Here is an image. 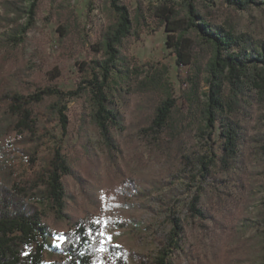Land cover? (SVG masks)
Here are the masks:
<instances>
[{"label":"trees","instance_id":"trees-1","mask_svg":"<svg viewBox=\"0 0 264 264\" xmlns=\"http://www.w3.org/2000/svg\"><path fill=\"white\" fill-rule=\"evenodd\" d=\"M37 1H2L3 61L9 59V50L24 44L34 25ZM145 1L149 4L139 2L131 13L122 0H103L110 19L89 45L90 58L77 64L79 81L74 91L63 93L45 86L34 79V70L27 65L0 76V264L101 261L100 224L67 213L64 179L73 175V161L60 147L50 145L52 128H67L65 102L70 97L84 98L88 124L111 153L117 150L116 134L125 129L121 110L141 92L154 97L149 129L161 136L165 148H180L195 130L213 140L210 154L202 156L197 167L215 184L204 193V202L202 195L197 196L190 218L205 238L218 230L226 232L219 216H228L235 195L245 189L246 150L255 141L248 121L255 107L264 110V40L237 31L234 14L263 6L264 0ZM22 19L25 22L19 24ZM2 25L8 27L6 32L1 31ZM149 27L164 29L177 67L186 69L179 96L164 68L141 66L125 52L127 40L138 29ZM262 117L259 135L264 153V113ZM49 216L66 227L58 234L63 239L53 249L49 245L53 234ZM173 221L165 250L151 264H172L173 251L182 250L184 229L179 220ZM260 221L264 225V212ZM252 226L248 222L244 230ZM49 251L52 258L46 260ZM187 256L190 262H198L194 248L188 249Z\"/></svg>","mask_w":264,"mask_h":264},{"label":"rangeland","instance_id":"rangeland-1","mask_svg":"<svg viewBox=\"0 0 264 264\" xmlns=\"http://www.w3.org/2000/svg\"><path fill=\"white\" fill-rule=\"evenodd\" d=\"M122 1L131 13L139 2L149 4L145 0ZM89 2L38 0L34 25L24 44L9 50L7 61L2 60L5 50L0 52V76L27 65L34 70V79L45 86L63 93L74 91L79 81L77 64L90 58L89 45L110 19L103 0H92L90 8ZM234 16L237 31L264 40V5ZM1 28L2 32L8 30L6 25ZM125 52L141 66L164 68L179 96L186 69L177 67L163 28L138 29L125 43ZM153 100L152 94L142 92L130 98L121 110L125 129L116 134L117 150L112 153L88 124L84 98H67V128H52L50 145L60 147L73 161V175L64 179L67 213L101 226L103 250L98 264H151L165 250L175 219L180 221L186 241L181 251H173L172 264H264V225L260 221L264 212V153L259 135L264 110L255 107L247 125L255 141L246 150L249 160L242 172L245 189L235 195L228 216H219L226 232L218 230L208 239L190 218V207L199 195L204 202V193L215 184L197 167L198 160L210 154L213 140L195 130L180 148H165L161 136L149 129ZM48 220L53 227L49 239L53 249L61 242L59 232L66 227L55 224L50 216ZM248 222L254 226L245 231ZM193 248L197 263L187 256L188 249Z\"/></svg>","mask_w":264,"mask_h":264},{"label":"snow or ice","instance_id":"snow-or-ice-1","mask_svg":"<svg viewBox=\"0 0 264 264\" xmlns=\"http://www.w3.org/2000/svg\"><path fill=\"white\" fill-rule=\"evenodd\" d=\"M61 239H63V238H61ZM107 239L110 241L111 237H107ZM101 250H103V249H101Z\"/></svg>","mask_w":264,"mask_h":264}]
</instances>
